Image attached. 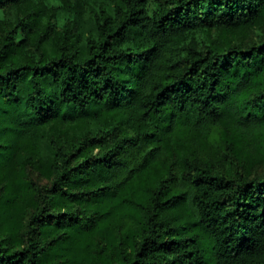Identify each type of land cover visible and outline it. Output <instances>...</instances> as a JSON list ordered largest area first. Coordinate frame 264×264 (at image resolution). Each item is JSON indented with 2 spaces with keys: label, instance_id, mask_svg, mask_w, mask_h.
I'll return each mask as SVG.
<instances>
[{
  "label": "trees",
  "instance_id": "1",
  "mask_svg": "<svg viewBox=\"0 0 264 264\" xmlns=\"http://www.w3.org/2000/svg\"><path fill=\"white\" fill-rule=\"evenodd\" d=\"M62 4L0 0V264H264V0Z\"/></svg>",
  "mask_w": 264,
  "mask_h": 264
},
{
  "label": "rangeland",
  "instance_id": "2",
  "mask_svg": "<svg viewBox=\"0 0 264 264\" xmlns=\"http://www.w3.org/2000/svg\"><path fill=\"white\" fill-rule=\"evenodd\" d=\"M63 1H65V0H51V3H52L54 6H56V7L59 9V11H60L59 19H60L61 21H64V20L68 17V15H69V9H70V8H68L67 6H65L64 4H62ZM93 4L96 5V3H94V2H93ZM216 31H217V28H216V27H212V28L210 29V33H211V34L216 33ZM196 36H197V38H199V39H202V38L204 37V35H203L202 33H200V32L197 33Z\"/></svg>",
  "mask_w": 264,
  "mask_h": 264
}]
</instances>
